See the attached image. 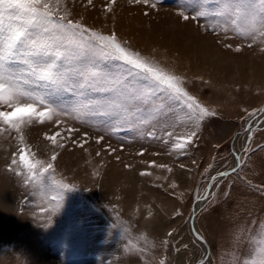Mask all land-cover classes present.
<instances>
[{
	"label": "rangeland",
	"instance_id": "rangeland-1",
	"mask_svg": "<svg viewBox=\"0 0 264 264\" xmlns=\"http://www.w3.org/2000/svg\"><path fill=\"white\" fill-rule=\"evenodd\" d=\"M232 2L45 0L54 20L115 33L181 77L214 115L193 120L169 101L143 114L132 109L85 119L90 107L119 112L122 98L81 89L77 72L84 65L77 62L63 69L67 87L51 95L37 83L24 84L27 67L15 65L21 89L52 101L56 114L24 123L20 132L0 121V264H264V138L255 140L264 136V111L253 118L264 107V34H241L216 15ZM245 2L259 12L261 0ZM180 11L208 15L184 21ZM94 70L123 71L118 62L104 61ZM12 110L0 102V111ZM193 132L192 142L176 149ZM55 133L53 145L45 136ZM237 138L240 170L223 176L234 167ZM20 149L45 162L57 154L46 183L28 175Z\"/></svg>",
	"mask_w": 264,
	"mask_h": 264
},
{
	"label": "snow or ice",
	"instance_id": "snow-or-ice-1",
	"mask_svg": "<svg viewBox=\"0 0 264 264\" xmlns=\"http://www.w3.org/2000/svg\"><path fill=\"white\" fill-rule=\"evenodd\" d=\"M88 2L91 4L92 0ZM112 2L115 3V0ZM135 2L148 4L149 0ZM107 10L112 11L111 6ZM179 15L188 21L199 20L208 13L199 11L190 16L180 11ZM216 15L225 16L241 34L257 31L264 34V0H261L259 12L253 10L245 0H233L232 3H226ZM98 61L118 62L123 71L117 76L94 70ZM72 62L84 65L77 72L81 89L87 85L89 89L95 87L96 90L111 92L122 98L117 105L119 112L90 107L85 119L97 115L120 116L132 109L143 114L146 107L160 110L158 102L166 104L169 101L181 105L193 120L214 115L207 108L201 107L197 99L185 90L181 77L126 46L115 33L104 34L65 17L54 20L45 0H0V102L13 108L12 111H0V121L20 132L22 124L33 120L44 123L45 119L51 120L56 114L52 101H46L44 96L35 91L21 89L22 80L14 69L15 65L23 64L27 67L24 84L29 81L37 83L48 89L51 95L53 90L67 87L63 69ZM100 80L105 81V84H98ZM167 107L171 108L172 105L167 104ZM122 122L130 128L134 126L131 120L125 119ZM137 122H144L143 115L138 117ZM68 131L71 133L75 130L70 128ZM58 135L46 134L45 138L56 145ZM149 135L156 138L154 132ZM195 135L193 132L191 137L176 143V149H185ZM103 139V136H99L97 142ZM58 146L64 147L63 144ZM20 152L19 162L28 175L41 184L46 183V175L50 176L52 162L56 160L57 154L54 153L51 160L45 162L31 159L25 149H20ZM12 164H17L15 158ZM54 185L68 188V185H59L55 181Z\"/></svg>",
	"mask_w": 264,
	"mask_h": 264
},
{
	"label": "bare ground",
	"instance_id": "bare-ground-1",
	"mask_svg": "<svg viewBox=\"0 0 264 264\" xmlns=\"http://www.w3.org/2000/svg\"><path fill=\"white\" fill-rule=\"evenodd\" d=\"M252 125H255V123L253 122ZM239 138L236 139L235 145H236V149H235V153H236V158H235V162H234V167L235 165L240 162L241 160V153H240V148H239ZM206 200L204 199H200L197 203H196V211L199 210L204 204H205ZM195 226L197 228V224L195 222ZM196 231V230H195ZM100 239V238H99Z\"/></svg>",
	"mask_w": 264,
	"mask_h": 264
},
{
	"label": "water",
	"instance_id": "water-1",
	"mask_svg": "<svg viewBox=\"0 0 264 264\" xmlns=\"http://www.w3.org/2000/svg\"><path fill=\"white\" fill-rule=\"evenodd\" d=\"M263 111H264V107H262L261 109H259V110H258V114L255 115L253 118L256 119V118L259 116V114L262 113ZM239 166H240V162L238 163L237 166L233 167L232 169L227 170L223 176H227V175H229V174H231V173H233V172H237L238 169H239ZM203 199H204V200H207V196L205 195V196L203 197ZM192 228H193V230H196V226H195V215H194L193 218H192ZM194 232H195L197 235H199V233H197V230L194 231ZM201 238H202V237H200V239H201ZM201 240H203V239H201ZM208 254H209V250H208Z\"/></svg>",
	"mask_w": 264,
	"mask_h": 264
},
{
	"label": "crops",
	"instance_id": "crops-1",
	"mask_svg": "<svg viewBox=\"0 0 264 264\" xmlns=\"http://www.w3.org/2000/svg\"><path fill=\"white\" fill-rule=\"evenodd\" d=\"M262 138H264V136L257 137L255 140L258 141L259 139L261 140ZM254 142H255V141H254ZM254 153H255V155H256V153H257L256 149L253 150V151L251 152V154H248V156H255ZM246 158H247V159H246ZM248 159H249L248 157H245V158H244V160H248ZM244 160H243V161H244ZM242 163H243V162H242ZM242 163H241V165H242ZM240 167H241V166H240ZM239 170H240V169H238V171H239ZM238 171H237V172H238Z\"/></svg>",
	"mask_w": 264,
	"mask_h": 264
}]
</instances>
